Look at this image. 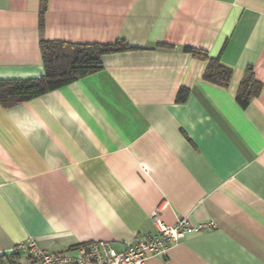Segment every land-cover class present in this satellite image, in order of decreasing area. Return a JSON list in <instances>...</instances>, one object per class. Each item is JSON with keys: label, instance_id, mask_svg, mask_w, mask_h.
<instances>
[{"label": "crops", "instance_id": "0c3cea01", "mask_svg": "<svg viewBox=\"0 0 264 264\" xmlns=\"http://www.w3.org/2000/svg\"><path fill=\"white\" fill-rule=\"evenodd\" d=\"M41 39L129 49L0 103V254L29 238L121 250L157 213L191 229L144 264H264V0H0V81L44 75ZM209 59L231 69L226 87L203 78ZM249 72L262 88L241 108Z\"/></svg>", "mask_w": 264, "mask_h": 264}, {"label": "trees", "instance_id": "16d2710c", "mask_svg": "<svg viewBox=\"0 0 264 264\" xmlns=\"http://www.w3.org/2000/svg\"><path fill=\"white\" fill-rule=\"evenodd\" d=\"M45 1V0H43ZM123 41L109 44H74L56 40H40V50L44 75L39 79L21 81H0V103L7 107L24 102L46 92L55 90L67 83L93 74L102 68L104 54L127 50ZM197 58L206 60L207 55L193 48H185ZM231 69L219 64L217 59H209L203 78L209 82L226 87L229 84ZM261 84L252 73L242 79L235 100L241 108H246L251 99L259 95ZM187 89H180L177 100L187 98ZM20 252L0 254V264H19Z\"/></svg>", "mask_w": 264, "mask_h": 264}, {"label": "built area", "instance_id": "2783aa9c", "mask_svg": "<svg viewBox=\"0 0 264 264\" xmlns=\"http://www.w3.org/2000/svg\"><path fill=\"white\" fill-rule=\"evenodd\" d=\"M152 219L156 233L125 241L121 250L115 249L110 241L94 240L76 244L62 253H49L29 238L13 252H26L37 264H144L151 257L164 255L168 243L179 241L191 229L187 219H179L172 225L163 223L157 213L152 214Z\"/></svg>", "mask_w": 264, "mask_h": 264}]
</instances>
